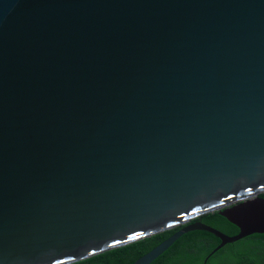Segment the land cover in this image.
I'll list each match as a JSON object with an SVG mask.
<instances>
[{
  "label": "water",
  "instance_id": "water-1",
  "mask_svg": "<svg viewBox=\"0 0 264 264\" xmlns=\"http://www.w3.org/2000/svg\"><path fill=\"white\" fill-rule=\"evenodd\" d=\"M264 0H0V264L183 225L264 234ZM217 210L227 235L200 220ZM205 260L207 259V257Z\"/></svg>",
  "mask_w": 264,
  "mask_h": 264
},
{
  "label": "trees",
  "instance_id": "trees-1",
  "mask_svg": "<svg viewBox=\"0 0 264 264\" xmlns=\"http://www.w3.org/2000/svg\"><path fill=\"white\" fill-rule=\"evenodd\" d=\"M264 197V192L260 194ZM200 220L227 235H234L238 227L217 210L206 212L189 222ZM183 225L151 234L128 244L94 254L69 264H132ZM220 239L206 230H190L181 234L172 244L148 264H264V234L253 233L226 243L208 254ZM207 259L205 260V258Z\"/></svg>",
  "mask_w": 264,
  "mask_h": 264
}]
</instances>
